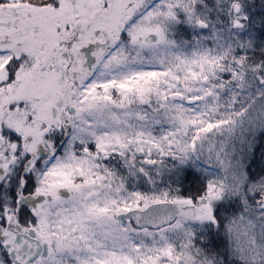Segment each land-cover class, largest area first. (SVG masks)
I'll use <instances>...</instances> for the list:
<instances>
[{
	"label": "snow or ice",
	"instance_id": "obj_1",
	"mask_svg": "<svg viewBox=\"0 0 264 264\" xmlns=\"http://www.w3.org/2000/svg\"><path fill=\"white\" fill-rule=\"evenodd\" d=\"M0 264H264V0H0Z\"/></svg>",
	"mask_w": 264,
	"mask_h": 264
}]
</instances>
